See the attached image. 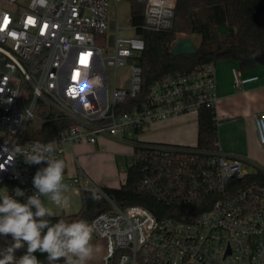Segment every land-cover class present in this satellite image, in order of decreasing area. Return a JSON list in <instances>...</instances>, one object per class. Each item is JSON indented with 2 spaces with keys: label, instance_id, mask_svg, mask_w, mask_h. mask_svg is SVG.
<instances>
[{
  "label": "built area",
  "instance_id": "obj_1",
  "mask_svg": "<svg viewBox=\"0 0 264 264\" xmlns=\"http://www.w3.org/2000/svg\"><path fill=\"white\" fill-rule=\"evenodd\" d=\"M121 1L0 0V194L14 196L18 187L25 197L16 198L25 202L36 191L33 177L46 162L29 165L14 149L30 148L37 142L29 139L30 131L55 122L58 133L38 142L54 141L55 158L65 164L68 148L75 153L78 144L114 140L132 147V159L124 166H140L143 187L159 199L183 192L192 206L221 197L198 215L186 211L183 219H158L145 206L119 207L84 171L72 176L65 168L67 189L80 196L93 192L110 205L90 222L93 237L105 243L100 264H264V185H230L249 173L242 168L244 159L218 143L206 151L142 140L155 122L216 108V64L167 74L140 98L143 67L138 60L146 44L131 17L133 35L120 36ZM127 1L144 6L143 29L173 28L175 0ZM127 64L128 84L118 86L116 72ZM233 73L238 88L256 80ZM129 99L138 101L124 107ZM255 125L264 147V113L255 116ZM0 240L12 243L10 236Z\"/></svg>",
  "mask_w": 264,
  "mask_h": 264
},
{
  "label": "trees",
  "instance_id": "obj_2",
  "mask_svg": "<svg viewBox=\"0 0 264 264\" xmlns=\"http://www.w3.org/2000/svg\"><path fill=\"white\" fill-rule=\"evenodd\" d=\"M176 12L174 26L170 31L152 32L142 28L145 8L132 3L131 20L136 26V34L144 39L146 48L138 62L143 67L144 97L150 85L167 74L190 72L197 67L220 61L231 60L238 63L242 72H249L259 65L264 66V0H175ZM194 37L198 49L196 55L174 57L173 48L181 38ZM138 98V99H140ZM138 101L129 99L124 107ZM123 106L120 105V107ZM199 132L197 147L214 151L218 143V121L216 108H204L198 116ZM55 122L33 128L30 140L48 141L58 133ZM34 132L35 134H32ZM255 171L247 173L242 179L231 182L236 189L246 186L264 185V169L254 165ZM107 195L121 208L145 206L158 219H183V214L191 212L198 215L210 208L220 196L201 199L192 206L185 203L183 192H177L168 199H159L152 190L143 187L140 166L127 170L126 181L119 188H104ZM184 195V194H183ZM82 206L79 212L50 218L53 223L60 219L66 222L86 220L89 223L101 212L108 211V202L93 192L81 193ZM10 246L0 240V250ZM26 247L17 250L23 255ZM37 259L47 264L46 255L34 253ZM57 264H64L63 260Z\"/></svg>",
  "mask_w": 264,
  "mask_h": 264
},
{
  "label": "clouds",
  "instance_id": "obj_3",
  "mask_svg": "<svg viewBox=\"0 0 264 264\" xmlns=\"http://www.w3.org/2000/svg\"><path fill=\"white\" fill-rule=\"evenodd\" d=\"M54 141L33 142L30 148H15L23 155L27 164L47 166L36 171L33 187L36 191L21 202L16 197H25V191L16 188L14 196L0 194V236L11 237V245L0 250V264H44L34 253L46 255L47 264H87L98 245L92 243L93 225L86 220L66 222L63 219L53 223L52 209L45 206V200L56 205L67 201L63 195L67 189L64 183L66 168L63 159L55 158ZM35 209V211H33ZM25 254L17 257L16 252L25 248Z\"/></svg>",
  "mask_w": 264,
  "mask_h": 264
},
{
  "label": "crops",
  "instance_id": "obj_4",
  "mask_svg": "<svg viewBox=\"0 0 264 264\" xmlns=\"http://www.w3.org/2000/svg\"><path fill=\"white\" fill-rule=\"evenodd\" d=\"M234 70L240 71L243 78L256 80L238 88L235 86ZM216 71L218 145L231 155L244 159L245 165L264 168V147L259 144L255 125V116L264 113V66L259 65L252 71L242 72L238 63L225 60L216 64ZM192 115H195L196 119L193 120ZM198 116L197 113H188L155 122L142 140L149 143L196 147L199 132ZM114 142L118 141L101 139L98 145L90 146L98 153L95 157L100 158L105 150L104 144ZM71 151L77 161L76 151L75 153L72 149ZM80 171L89 175L77 162L76 173L70 175L75 176ZM125 181L126 178L124 183ZM122 184L108 188H119Z\"/></svg>",
  "mask_w": 264,
  "mask_h": 264
},
{
  "label": "rangeland",
  "instance_id": "obj_5",
  "mask_svg": "<svg viewBox=\"0 0 264 264\" xmlns=\"http://www.w3.org/2000/svg\"><path fill=\"white\" fill-rule=\"evenodd\" d=\"M112 16H117V8L115 5L112 6ZM118 20L122 29L120 31V36H131L133 35V31L130 29V17L132 12V3L127 0H123L118 4ZM194 40V37H190ZM196 44V43H195ZM107 55L113 53L111 49H107ZM129 66L128 64L120 67L117 72V85L118 86H126L128 84L129 77ZM109 83L110 88L114 87L115 83V71H109ZM192 119H196L195 115H192ZM105 150L102 157H95L96 149H93L90 144L82 143L75 146V151L78 155L77 161L74 158V154L71 152V148L66 149V158H67V171L69 174L76 173V162L92 177H90L98 186L101 188H108L112 185H120L124 184V180L127 174L126 164L131 161L132 149L130 146L125 145L124 143H109L104 144ZM102 153V152H101ZM249 173L255 171L253 166L243 165L242 167ZM66 203L63 205H56L50 201L45 200V206L52 209L53 217L70 215L79 212L82 206L81 196L79 194L74 193L73 191L66 189L63 193ZM92 243L94 245H98L99 251L94 253V256L91 260L87 261V264H100L102 257L105 254V243L103 240L97 239L93 237Z\"/></svg>",
  "mask_w": 264,
  "mask_h": 264
},
{
  "label": "water",
  "instance_id": "obj_6",
  "mask_svg": "<svg viewBox=\"0 0 264 264\" xmlns=\"http://www.w3.org/2000/svg\"><path fill=\"white\" fill-rule=\"evenodd\" d=\"M114 24H112L113 26ZM113 36H111V43L113 42ZM198 49L193 42L192 38H181L175 44L172 54L174 57L183 56V55H196Z\"/></svg>",
  "mask_w": 264,
  "mask_h": 264
}]
</instances>
